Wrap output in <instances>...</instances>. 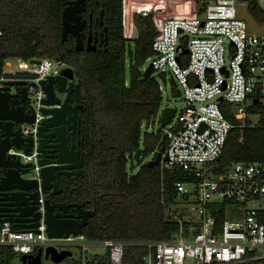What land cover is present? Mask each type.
Returning a JSON list of instances; mask_svg holds the SVG:
<instances>
[{
    "label": "trees",
    "instance_id": "1",
    "mask_svg": "<svg viewBox=\"0 0 264 264\" xmlns=\"http://www.w3.org/2000/svg\"><path fill=\"white\" fill-rule=\"evenodd\" d=\"M72 0H0V76L10 58L39 61L49 58L73 68L72 102L80 103L84 142V174L63 179V192L56 202L83 203L95 215L83 227V236L91 242L107 239L126 243L122 264H143L148 253L144 242L170 240L179 233L180 224L173 215L178 211L175 184L184 180L181 169L162 170L161 164L148 167L144 159L162 148L168 139L156 129L163 105L160 81L176 93L177 85L155 72L145 78L143 67L154 55L153 41L161 34L164 20L178 12L157 8L147 15L131 14L132 36H125L124 0H85L86 18L92 14V31L103 10L108 26V43L95 51L75 48V37L62 41V11ZM211 0H192L188 15L197 9L204 13ZM252 17L264 24V10L257 0H248ZM199 7V8H198ZM89 28H86L88 39ZM87 42V40H86ZM134 50L129 58L128 43ZM183 64L187 55L182 56ZM225 117L236 124L232 105L220 103ZM151 128V129H150ZM142 148L139 160L136 151ZM264 160V126L233 127L229 131L220 166L239 161ZM180 209V208H179ZM223 214L217 216L221 223ZM186 229L188 228L185 224ZM17 253L0 246V264H14ZM97 264H111L108 252L98 256ZM74 264H78L75 262Z\"/></svg>",
    "mask_w": 264,
    "mask_h": 264
},
{
    "label": "built area",
    "instance_id": "2",
    "mask_svg": "<svg viewBox=\"0 0 264 264\" xmlns=\"http://www.w3.org/2000/svg\"><path fill=\"white\" fill-rule=\"evenodd\" d=\"M247 5L248 0H211L202 15L164 20L152 43L154 55L142 70L150 64L153 72L175 82L184 104L162 131L169 141L168 160L160 164L162 170L185 173L175 190L187 219L173 215L180 229L172 239L143 243L148 247L143 264H264V160L220 166L231 128L264 126V32L251 31L239 16V6ZM17 61L19 73L33 76L28 90L40 117L45 94L39 83L58 74L64 63L49 58ZM6 80V74L1 75L0 85ZM160 89L163 93L166 89L162 80ZM223 101L232 105L236 124L225 117ZM40 203L44 213L43 195ZM220 212L223 219L218 223ZM76 239L86 241L80 246L79 264H97L83 235L50 240L44 219L36 231L11 222L0 225V246L23 255L48 243L61 247ZM96 243L108 249L111 264H122L126 243L111 239Z\"/></svg>",
    "mask_w": 264,
    "mask_h": 264
},
{
    "label": "water",
    "instance_id": "3",
    "mask_svg": "<svg viewBox=\"0 0 264 264\" xmlns=\"http://www.w3.org/2000/svg\"><path fill=\"white\" fill-rule=\"evenodd\" d=\"M86 11L85 0H72L62 11V41H65L69 34L75 37V48L77 50L87 49L95 51L97 45L108 43V26H103L99 34L92 31L89 33L86 45L83 41V29L87 25V19L83 17ZM103 10L99 15L100 25L104 24ZM92 21V14H90ZM129 58H133L134 50L131 43H128ZM183 50L182 53H186ZM153 74L152 66L149 64L143 71L145 78ZM8 80L0 85V223L11 222L19 229L37 230L42 219L46 225V234L50 240L59 241L68 239L70 236L78 237L83 232V227L88 223L89 218L95 215L94 210H88L83 203H54L46 192L51 195H59L63 192V186L58 177H78L84 174V157L80 149L75 145L70 147V134L77 127L80 119L78 109L82 105H73L70 100L74 93V84L68 83L75 78L73 68H63L56 75H49L39 83L44 91L42 106L39 108L45 118L40 122V129L50 131L48 137L60 143L57 132L62 131L63 149H58L56 160L27 163L25 157L30 156L33 145L30 144L29 135L23 138L21 130L15 129V124L33 125L35 114L30 119H19L16 113L21 109L20 102L27 100L29 84L26 79L33 76L16 73L6 75ZM62 96L64 98H62ZM173 98L181 97V90L177 89L172 94ZM222 101V97L218 98ZM36 108V107H35ZM37 110V108H36ZM176 108L165 106L160 111V118L157 130L162 132L171 119L175 116ZM67 133V134H65ZM65 145V146H64ZM143 149L139 148L134 159L139 160ZM166 148L162 147L153 159L147 161L148 167L167 161ZM33 168V177H28ZM38 168V169H37ZM44 197V213L40 210V197ZM70 209H73L71 211ZM11 213V214H10ZM60 246L53 244L45 250L38 249L34 254H25L20 257V264H43V258L60 263L67 257H76L72 250H59Z\"/></svg>",
    "mask_w": 264,
    "mask_h": 264
},
{
    "label": "rangeland",
    "instance_id": "4",
    "mask_svg": "<svg viewBox=\"0 0 264 264\" xmlns=\"http://www.w3.org/2000/svg\"><path fill=\"white\" fill-rule=\"evenodd\" d=\"M257 2L260 5V7L264 10V0H257ZM192 6H193L192 0H124L123 1V10H124L123 19H124V27H125V36L127 38H130L132 36L131 14L134 11L140 12L143 15L144 11H147L150 13L157 8H165L167 11L170 10L174 12H178L182 10V13L180 14V16H189L188 10L191 9ZM238 13H239V16H241L243 19L247 21L249 25V29L251 31L255 33L264 32V25L262 23H259L252 17V14L248 6H243V7L239 6ZM192 16H198L197 9L193 12ZM65 66L66 64L61 66V68H65ZM19 72L20 70H19L17 59L16 58L8 59V64H5L3 73L6 75H9V74L13 75ZM155 75H157V73H155ZM168 105L176 108V115H175L176 118H177V115L181 112V110L184 109L182 97L173 98L170 85H168V87L165 89L163 93L162 108ZM159 118H160V114L158 115V118L156 119V123H155L156 129L158 127ZM154 156H155L154 154L150 155L149 157L144 159V162H147L150 159H153ZM179 204H181V202L179 201V199H177V205L179 206L177 207V209L178 211L181 212V209L182 210L184 209L182 208V204L181 205ZM180 206H181V209H179ZM187 210L190 212V206H187ZM183 218L187 219V216L185 215L183 216ZM91 249H93L96 252L99 251L101 253H104L105 251V248L101 245H98V246L92 245ZM64 263H67V261H65ZM44 264H56V263L54 261L44 259Z\"/></svg>",
    "mask_w": 264,
    "mask_h": 264
},
{
    "label": "flooded vegetation",
    "instance_id": "5",
    "mask_svg": "<svg viewBox=\"0 0 264 264\" xmlns=\"http://www.w3.org/2000/svg\"><path fill=\"white\" fill-rule=\"evenodd\" d=\"M83 17L85 19H87L86 18V11L83 12ZM92 22H93V19H92V21L90 20V14H89V20H87V25H85V27L83 29V41H84L85 45H86V40H87L86 39V28L87 27L89 28V33H90L92 31ZM97 26L100 27V30H95L94 32L92 31L95 34L96 33L99 34L100 31L102 30L103 26H105V24L100 25L99 22L98 23L96 22V26L95 27H97ZM88 36H89V34H88ZM98 45H99V43H98ZM66 67H69V66L66 65L65 68ZM73 80L72 81H68V83H71V82L73 83ZM26 81L30 82L29 79H26ZM62 98H64V97L62 96ZM70 102L73 105H81L80 103L72 102V100H70ZM20 107H21V109L16 113V116L19 119H30L32 117L31 116L32 113L35 114V122H34L33 125H28L26 123H24V124H15L14 125L15 129L19 128L21 130V133L23 134L22 135L23 138H26L29 135H31L30 144L33 145V147H32L33 150H32V153H31L30 156H32V158H31V160H27L26 162L27 163H31V162H34V160H36L37 162H40V161H52V165H55L53 163L56 160V155H57L58 149L60 151H62V149H63V141H62L63 139L62 138H64L66 135L63 136L62 131L57 132V136L60 138V141H61L60 143H58V142H55L51 138L48 137V134L50 133V131H44L43 132L40 129V122L42 120H44L45 116L40 111V117H38L32 93L28 94L27 100L25 99L24 101L20 102ZM82 109H83V107L78 109V115H79L80 119L78 121L77 127H75L72 132H68V134H70V141L67 143V146L70 147L72 145H75L77 149L81 150V153H82V155L84 157V153H83L82 148H81L82 143L84 142L83 130H82V127H81V115H80V111ZM65 134H67V133H65ZM25 170H30V173L28 174V177L35 176L32 173L33 168H25ZM58 178H59L60 181H62L63 179H70V178H75V177L74 176H71V177L60 176ZM46 193L48 194V197L54 203H57L56 201H54L52 199L53 195H51L50 191L46 192ZM63 203H65V202H63ZM70 210L73 211V209H70Z\"/></svg>",
    "mask_w": 264,
    "mask_h": 264
},
{
    "label": "crops",
    "instance_id": "6",
    "mask_svg": "<svg viewBox=\"0 0 264 264\" xmlns=\"http://www.w3.org/2000/svg\"><path fill=\"white\" fill-rule=\"evenodd\" d=\"M6 63H8V61L6 62ZM5 63V64H6ZM4 74V73H3ZM168 87V85L166 86V88ZM170 89H171V87H170ZM178 89V88H177ZM172 94H174V93H172ZM2 224V223H1ZM0 224V225H1ZM81 235H83V234H81ZM80 236V235H79ZM78 240V241H77ZM85 240H87V239H85ZM82 242H86V241H82V240H79V239H76V241H74V242H72V243H66L64 246H61V247H59V250H72V251H74L75 253H76V257L75 258H72V257H67L66 259H64L63 261H61L60 263H56V264H74L75 262H78V264H79V262H80V254H81V243ZM87 242H90V244H91V246L92 245H94V246H98V245H101V244H99V243H96V242H91V241H88L87 240ZM55 244V243H54ZM52 246H53V244H51ZM50 246V244L48 243V244H46L45 246H41V247H39L38 249H40V248H42L43 250H45L47 247H49ZM102 246V245H101ZM7 247V246H6ZM58 247V246H57ZM104 247V246H103ZM105 248V251H104V253H101V252H99V251H94L93 249H91V251H90V253H91V255H92V257L96 260L97 258H98V256H101V255H104V254H106L107 252H108V249L106 248V247H104ZM37 249V250H38ZM37 250H36V252H37ZM35 252V253H36ZM23 254H18L17 253V255H16V258H15V260H14V264H20V257L22 256ZM44 259L45 258H43V264H44ZM51 261H53V260H51ZM65 261H67V263H64Z\"/></svg>",
    "mask_w": 264,
    "mask_h": 264
}]
</instances>
